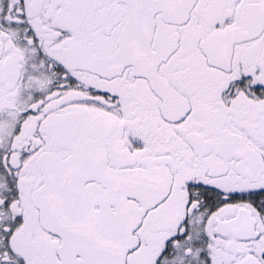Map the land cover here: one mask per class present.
<instances>
[{
    "label": "snow or ice",
    "instance_id": "obj_1",
    "mask_svg": "<svg viewBox=\"0 0 264 264\" xmlns=\"http://www.w3.org/2000/svg\"><path fill=\"white\" fill-rule=\"evenodd\" d=\"M0 264H264V0H0Z\"/></svg>",
    "mask_w": 264,
    "mask_h": 264
}]
</instances>
